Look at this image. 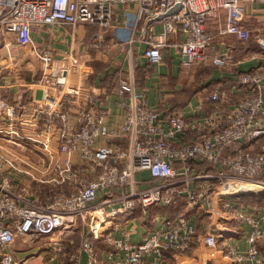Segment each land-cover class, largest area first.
<instances>
[{"label":"built area","instance_id":"2783aa9c","mask_svg":"<svg viewBox=\"0 0 264 264\" xmlns=\"http://www.w3.org/2000/svg\"><path fill=\"white\" fill-rule=\"evenodd\" d=\"M243 3L262 5L264 15V0H0V48L8 52L0 71L16 87L13 100L0 96V264H22L12 248L18 236L48 238L56 264H81L84 253L87 264L157 263L166 251L193 248L197 228L187 211L166 217L141 241L130 239L126 228L119 237L105 232L107 254L97 247L102 231L91 225L96 211L116 216L157 204L210 205L212 194L227 220L251 226L245 250L223 242V252L233 264H264L258 244L264 239V202L241 203L222 193L233 185L264 188V144L259 151L252 148L264 137V65L239 73L231 93L216 87L209 109L199 103L191 115L175 108L162 114L137 87L133 69L112 89L73 84L69 72L81 65L80 57L71 52L60 62L33 36L46 25L85 23L96 27L86 46L104 49L105 29L120 21L118 7L133 5L130 32L115 40L130 59L140 40L147 61L160 62L169 36L181 34L184 66L225 67L236 63L235 48L218 50L220 39L254 38L264 52V21L249 27L241 18ZM28 53L38 60L34 68ZM112 93L125 111L116 126L108 124L104 102ZM141 170L151 178L140 179ZM18 174L31 183L19 185ZM81 221L89 229L73 248L67 231ZM240 234L233 228L210 231L205 241L214 247L219 238ZM120 255L123 260H115Z\"/></svg>","mask_w":264,"mask_h":264},{"label":"crops","instance_id":"0c3cea01","mask_svg":"<svg viewBox=\"0 0 264 264\" xmlns=\"http://www.w3.org/2000/svg\"><path fill=\"white\" fill-rule=\"evenodd\" d=\"M117 18L120 20L105 33L106 41L109 46L104 49L88 48L85 42L92 38L96 32V27L80 23L75 27L68 25H46L35 31L33 36L35 41L43 47H51L55 57L60 62L68 59L70 53L80 57L81 65L74 67L69 72L70 81L73 84L85 85L89 87H105L110 89L118 85L117 79L120 76H127L131 69L136 75L137 87L144 88L147 93L148 102L159 109L164 114L173 108L181 111L185 115H191L199 103H203L204 108H210L209 96L216 87H221L231 93L237 75L243 71H248L252 67L264 65V52L254 38L247 41L230 37L225 40H219L217 49L224 51L230 46L235 49L236 63L230 66H216L212 63H196L189 67L182 64V53L180 43L183 35H171L168 38V44L163 50V59L157 63H149L143 54L146 44L138 40L134 44L133 57L127 54L125 45H117L115 40L125 39L132 27V13L135 11L133 5H123L118 7ZM125 14L127 24H125ZM241 18L251 28L261 27L264 21L263 6L259 4H242ZM253 40L255 47L247 46V42ZM8 55L6 48H0V62ZM33 68L38 60L31 53ZM36 60V61H35ZM4 67V72L5 71ZM27 71V70H26ZM13 74V73H10ZM7 74V75H10ZM16 74V73H14ZM33 77V72L30 71ZM12 78L3 77L0 71V96L13 100L15 98L16 87H11ZM38 95V93H37ZM236 96L239 94H235ZM118 96L112 93L104 98L106 106L110 109L108 124L116 126L124 121L125 111L117 104ZM4 124L0 121V125ZM103 142V141H101ZM264 144V137L258 142L253 143L252 148L256 151L261 149ZM26 154L28 151L22 150ZM33 156L36 153H32ZM203 166V164H200ZM140 179H150L151 175L147 170H141L137 173ZM19 185H28L31 183L25 176L18 174L14 176ZM262 189H256L254 195H247L251 198L252 205H258L264 202V192L258 195ZM257 193V194H256ZM246 196L237 197L240 202L248 201ZM245 199V200H244ZM237 200V203H240ZM241 202V203H242ZM181 211H187L191 216L193 223L197 228V240L194 248L187 251H166L160 262L152 264H233L231 259L223 252V244L229 243L235 245L240 250H245L249 243L248 237L251 232L249 225H235L225 217H229L224 212L222 202L218 200L216 194L211 195L210 205H199L187 207L185 204L178 206L165 207L162 205H153L147 209L137 208L131 213H121L118 216H109L102 211H96V218L91 223L101 237L97 240V247L104 254H107L108 245L103 238L105 232L113 230L116 236H121L122 228L128 229L130 239L141 241L144 235L154 227H162L164 219L175 215ZM227 223V224H226ZM82 225V227H81ZM86 222H80L76 228L68 229L67 233L71 239L75 240L76 248L79 246L83 232L88 230ZM100 225V226H98ZM99 227V228H98ZM233 228L240 231L238 236H228L219 238L217 246H210L205 238L210 231L219 232L221 229ZM264 229V223L261 224ZM82 229V232H80ZM100 231V232H101ZM224 242V243H223ZM259 247L264 254V239L258 240ZM18 259L22 264H35L33 261L43 252L40 264H56L57 258L53 254L48 238L31 239L18 236L12 246ZM117 261L123 260V255L114 257ZM87 254L84 253L82 263L87 264ZM149 261H154V256L149 257Z\"/></svg>","mask_w":264,"mask_h":264},{"label":"bare ground","instance_id":"6f19581e","mask_svg":"<svg viewBox=\"0 0 264 264\" xmlns=\"http://www.w3.org/2000/svg\"><path fill=\"white\" fill-rule=\"evenodd\" d=\"M233 188V190H232ZM256 189H263L264 188H261V186L259 185H256V184H247V185H241V186H238V185H233L231 188H225L222 193L224 195H227L228 197H232L234 196L235 194L237 193H242V192H248V191H254ZM262 191H260L261 193Z\"/></svg>","mask_w":264,"mask_h":264},{"label":"rangeland","instance_id":"374dc122","mask_svg":"<svg viewBox=\"0 0 264 264\" xmlns=\"http://www.w3.org/2000/svg\"><path fill=\"white\" fill-rule=\"evenodd\" d=\"M93 27V26H92ZM114 27V26H113ZM113 27H111V28H108V29H105V33L107 34L108 33V31L110 30V29H113ZM12 39H14V38H12ZM247 46H250V47H255V43H254V41L253 40H250L249 42H247ZM36 61V60H35ZM262 192H264V190L262 189ZM261 192V193H262ZM261 193H259L258 195H260ZM257 194V193H256ZM245 199H247L248 201H244V202H246V203H250V201L249 200H251V198H249V197H245ZM244 199V200H245ZM119 215V214H118ZM118 215H116V216H118ZM227 224V223H226ZM79 225H80V223H79ZM98 226H100V225H98ZM81 227H82V225H81ZM87 225H86V228L85 229H87ZM99 228V227H98ZM80 232H82V229H80ZM227 243H229L230 241H226ZM194 246H195V244H194ZM194 246H193V248H194ZM190 251V250H189ZM189 251H187V252H189ZM42 256H44V254H43V252H41L40 254H39V256L33 261L35 264H40V262L42 261Z\"/></svg>","mask_w":264,"mask_h":264},{"label":"water","instance_id":"95a60500","mask_svg":"<svg viewBox=\"0 0 264 264\" xmlns=\"http://www.w3.org/2000/svg\"><path fill=\"white\" fill-rule=\"evenodd\" d=\"M179 6H180V5L175 6L174 8H172L171 10H169L167 14L173 13L177 8H179ZM162 16H163V15H162ZM159 18H160V17H159ZM159 18H158V19H159ZM144 52H145V49H144V51H143V54H144ZM254 193H255V192L248 191V192L237 193V194H235L234 196H236V197H240V196L254 195ZM234 196H232V197H234Z\"/></svg>","mask_w":264,"mask_h":264}]
</instances>
